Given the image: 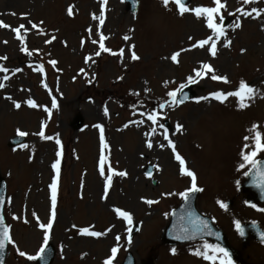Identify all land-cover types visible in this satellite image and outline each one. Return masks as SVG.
<instances>
[{
  "label": "rangeland",
  "instance_id": "obj_1",
  "mask_svg": "<svg viewBox=\"0 0 264 264\" xmlns=\"http://www.w3.org/2000/svg\"><path fill=\"white\" fill-rule=\"evenodd\" d=\"M221 2L225 7L220 16L228 24L212 56L210 44L193 47L213 35L205 19H197L191 11L180 15L171 0L167 7L161 0H139L135 14L122 0H106L103 24L95 19L91 23L93 15L97 20L100 16L101 0H0V21L10 26L0 28V68L5 70L0 71L4 85L0 88V174L6 182L3 215L12 240L5 264H36L26 256L36 255L47 245L55 250L51 264H103L112 247L118 248L116 263L128 249L135 264H141L145 250L156 247L155 230L168 221L179 193L191 179L180 174L174 152L209 196L223 194L225 179L219 175L231 165L244 163L241 152L253 149L252 126L264 137V11L259 16H242L236 11L264 10V0L248 5L243 0ZM69 6L73 7L71 17ZM198 6L214 5L212 0H190L187 5L189 9ZM220 16L216 17L218 24ZM237 21L239 28L234 27ZM20 25H24L20 33L23 44L12 31ZM101 35L109 51L100 49ZM22 47L27 51L22 52ZM132 51L139 59H131ZM174 52L180 53L176 63L168 61ZM205 63L213 72L197 77L196 71L204 72ZM212 75L228 82L214 81ZM189 77L196 82L190 83ZM241 81L256 90L246 101L247 107L240 108L236 97L229 96L221 103L209 95L233 92ZM188 83L193 85L191 101L182 108L172 104L167 93ZM28 99L37 107H28ZM53 99L56 108H52ZM14 102L21 107L16 109ZM153 111L157 114L155 125L147 120ZM76 115L82 117L83 127L73 131L70 123ZM164 120L171 129L163 128ZM41 124L51 140L38 135ZM95 125L102 126L108 145L104 176L100 174V129ZM18 130L27 134L24 143L9 147V139L18 136ZM165 133L173 147L168 146ZM246 136L250 138L245 140ZM58 150L55 217L45 245L44 229L39 225H47L52 217L48 195L56 175L51 165ZM148 164L153 172L145 177L143 169ZM109 167L126 175H114L105 196ZM148 200L155 203L148 204ZM115 209L127 211L132 223L118 217ZM135 225L140 232L125 247V236ZM81 228L102 235L80 238ZM20 251L26 256L21 257ZM167 253L158 264L205 261L190 253L179 257L165 250L160 256Z\"/></svg>",
  "mask_w": 264,
  "mask_h": 264
},
{
  "label": "snow or ice",
  "instance_id": "obj_2",
  "mask_svg": "<svg viewBox=\"0 0 264 264\" xmlns=\"http://www.w3.org/2000/svg\"><path fill=\"white\" fill-rule=\"evenodd\" d=\"M161 2L165 7H167L170 3V0H161ZM171 2L176 5V8H177L178 13L180 15H183L184 13L191 11L192 14H194L197 19H199L201 17H203L205 19L206 26H207V28L211 29L213 35L208 36L206 39H202V40L198 41L197 43H195L193 45V47L203 48V47H205V45L210 44L208 51L212 56H215L216 55L217 41H219L225 35V29L222 26L223 17L220 16V10L225 7V4L222 3L221 0H212L214 6H210V7L198 6V7L189 9L187 6H185L184 0H171ZM254 2H255V0H243V4H245V5L252 4ZM105 4H106V0H101L100 24L104 23L103 17H104ZM236 11L238 13H240L242 16H252L253 13H255L256 16H259L261 14V11H264V10H258L257 8L253 7L250 12L244 11L242 8H237ZM67 14L70 17L73 15V7L72 6L68 7ZM229 15H232V14L229 13ZM218 16H220V20H221L220 24H218L216 22V17H218ZM253 18H255V17H253ZM93 19H97V17L95 15H93ZM240 26L241 25H240L239 21H237L234 25L235 28H239ZM8 27H10V26L5 24L3 21H0V28H8ZM32 27L37 28V25L32 24ZM23 28H24V25H20L18 28L12 29V31L16 33V38L18 40H20L21 44H23V42H24L23 37L20 34L21 29H23ZM53 39H55V37H53ZM104 39H105V37L103 35H101L100 36V45H99L100 49L102 51H109L104 46V43H103ZM124 39L127 40V39H129V37L125 36ZM189 39H191V37ZM50 42L51 41H46V43H50ZM93 43H96V41H93ZM227 46H228V44L225 43V47H227ZM21 51L22 52L27 51V49L22 47ZM130 51H131V48H130ZM241 51H243V50H241ZM122 53H123V50H121V55H122ZM179 54H180L179 52H174L171 54L170 59L173 63L178 62L177 58H178ZM96 55L99 56L100 52H97ZM113 55H115V53H113ZM87 59L88 58L86 57V61H87ZM131 59L133 61L139 59V57L135 54L134 51L131 52ZM50 63H52L54 65L56 62L50 61ZM202 69L204 70V72L196 71L195 74L197 77H201L208 72H213L212 67L206 63L202 65ZM39 70L41 72H43L42 67ZM0 71H5V70L0 68ZM17 71H19V69H17ZM4 79H8V77L5 76ZM211 79L214 81H223L225 83L228 82L225 77L218 76V75H212ZM188 80L190 83L196 82L192 77H189ZM3 87H4V85L2 83H0V88H3ZM178 91H180V89H177L175 91H170L167 93L168 97L171 98L172 104H177V103L182 102V101H178L176 99ZM209 95L211 96V98H213L217 101H220L221 103H223L226 100V98L229 96L236 97L238 106L240 108H244V107H247L246 101L251 100L256 95V90L253 87H250L249 85H247L244 81H241L239 83L238 88L233 92L222 93V92L217 91V92L210 93ZM199 99H208V97H200ZM26 104L28 107H31V108L37 107V104L32 99H28L26 101ZM14 107L16 109H19L21 107V104L14 102ZM56 107H57L56 101H55V99H53L52 108H56ZM160 107L163 108L164 105L161 104ZM45 111H48V109H45ZM105 114L107 115L106 110H105ZM141 115H144V113H141ZM147 120L151 121L152 124L155 125L157 122L156 112L153 111V112L147 114ZM141 123H142V121H141ZM95 127L100 129V138H99L100 139V149H101L100 174H101V176H104V174H105V170L103 167L105 164L104 150L108 147V145L105 141L102 126L101 125H95ZM256 127H257L256 125L252 126V131L254 133V135L251 137V139L253 140V149L247 153H245L243 151L241 152V158H242L244 163H242L240 165V168H244L246 164L249 165L250 170H255L257 172V175L260 178L257 186L264 188V171L260 170V168H259L260 161H258L256 159V157L259 153L264 152V137H262V135L259 131H256ZM179 130H180V126L178 125L177 131H179ZM152 131L154 133L155 128H153ZM17 135L23 137L27 134L23 131L18 130ZM38 135L40 136L41 139H44V140H51L52 139V137L45 135L43 124H41V130L38 133ZM249 138L250 137L246 136L244 139L248 140ZM164 139L168 141L169 147H173V142L168 139L167 133L164 134ZM56 144L59 146V144H60L59 139L56 140ZM147 146L149 148H151L152 144L148 143ZM245 147H247V145H245ZM174 155H175V159L177 161H179L180 174L182 176H187V177L191 178V186L185 192L179 193V195L183 199L187 200L190 193L200 192L202 189L197 187L196 176L192 171L186 169L184 160L178 154H175V152H174ZM60 156H61V152L58 150L56 152L57 159L51 165L53 171L56 173V175H54L52 177V182L49 185L50 192H51V203H52V209H53L52 217L49 219L47 225H44V224L39 225L42 229H44V244L45 245L48 243V240H49L48 230L51 229L52 224H53V218L55 217L54 209L56 207V199H57V186H58ZM107 171H108V175H107V178L105 179V182H104V194H105V196H107V194H108V190H109L113 176L118 175V176L123 177L126 175V173H124V172H115L110 167L108 168ZM148 175H151V173H148ZM244 175H246V176L249 175V172L246 171L244 173ZM0 202H2V201H0ZM145 202L148 204L155 203V201H151V200H148ZM221 207H224V205L221 204ZM259 210L264 211V209H259ZM115 212H116V215L118 217L123 218V220L126 221L128 224L132 223V217L127 211L115 209ZM236 228H237V231L240 233V235L243 236L244 235L243 229L240 227V225L238 223L236 224ZM185 232L187 233V230H185ZM201 232L206 233L208 235L212 234L211 231L208 229L207 223H205L203 220H199L197 218V220L194 223L192 235L185 234L182 237L177 236L175 238L176 239H194L196 234L201 233ZM80 233L82 235H87V236H91V237H99L102 235V233L97 232V231H90L88 228H81ZM116 239L119 240L120 237L117 236ZM261 240L264 241V233L261 234ZM6 243L11 244L12 240H11L10 235H9V228L4 225L2 218H0V252L3 251ZM44 251H45L44 246H41L40 250L37 252L36 255H27L26 256V253H24L23 251H20L19 255L21 257L26 256V259L29 261H34L38 258H42L41 254ZM117 252H118V248L112 247L111 248V255L104 261V264H112V261L115 258ZM172 252H173V254H175V249H173ZM193 255H195L197 257H202L206 261H212L213 264H215V262L217 260L219 261V264H232V260L230 258L229 253L227 252V250H225L222 247H219L218 245L210 244L207 242H205L202 245V249L197 248L193 252Z\"/></svg>",
  "mask_w": 264,
  "mask_h": 264
},
{
  "label": "flooded vegetation",
  "instance_id": "obj_3",
  "mask_svg": "<svg viewBox=\"0 0 264 264\" xmlns=\"http://www.w3.org/2000/svg\"><path fill=\"white\" fill-rule=\"evenodd\" d=\"M236 175V167L234 169L230 167V170L226 171L225 174H223L222 176L219 175V178H221L222 180L225 179V183H223L224 186L222 188L223 194L221 196H209L204 193L203 189L201 188L202 192L197 196V206L208 205L209 208H214L218 204L223 203L224 205H226L230 203V209H232L230 212L234 215V219L230 218L231 224H229V221L225 218V216L219 213L217 217L220 223V230L227 238L229 244L239 252L244 264H263L264 262L260 258L259 253H256L254 251L248 252L253 242L250 241L247 247H243L241 245V240L236 233V223L238 222L236 218H240V216L242 215H245L247 217L249 216L248 213L244 212L242 208V202L244 203V200L242 201L243 194L239 190L241 175L239 180H235V178L237 177ZM258 215L259 214L256 213V216ZM206 242L216 245L211 241Z\"/></svg>",
  "mask_w": 264,
  "mask_h": 264
},
{
  "label": "water",
  "instance_id": "obj_4",
  "mask_svg": "<svg viewBox=\"0 0 264 264\" xmlns=\"http://www.w3.org/2000/svg\"><path fill=\"white\" fill-rule=\"evenodd\" d=\"M124 1L126 2L128 9H130L132 12H134L136 10L137 4H138L137 0H124ZM188 1L189 0H184L185 5L188 3ZM191 96H192V94L190 93V87H189L188 89H185L184 91H182L181 97L179 99V101H182V102L179 104H182V103L188 101L191 98ZM165 125H167L166 122H165ZM81 126H82V119L80 117H76L72 123V128L76 130V129L80 128ZM22 141H23L22 138H15L11 141V145L16 146V145L20 144ZM262 163L263 162H260V164H262ZM148 173H150V172H148ZM4 200H5V184H4V181L2 180V178L0 177V201H2V202H0V218H2V220H3L2 207H3ZM184 209H185V206L181 207L178 211L184 210ZM175 215H176V213H174L172 215L173 216L172 220L175 219ZM3 222H4V220H3ZM174 223H175V221H174ZM176 223H177V220H176ZM4 225H5V223H4ZM164 241L166 243H171L170 239H167V237L164 238ZM5 256H6V244H5L3 251L0 252V264L4 263ZM52 257H53V250L51 247H48L45 251V256H44L43 260L40 262V264H49L52 260ZM129 264H132V260H129Z\"/></svg>",
  "mask_w": 264,
  "mask_h": 264
},
{
  "label": "bare ground",
  "instance_id": "obj_5",
  "mask_svg": "<svg viewBox=\"0 0 264 264\" xmlns=\"http://www.w3.org/2000/svg\"><path fill=\"white\" fill-rule=\"evenodd\" d=\"M93 17H92V19H91V23L93 22ZM99 20H100V16H98V20L97 19H95L94 21H97V23L99 22ZM171 54H169V56H170ZM168 56H165V58L164 59H166ZM170 60V58H168V61Z\"/></svg>",
  "mask_w": 264,
  "mask_h": 264
}]
</instances>
